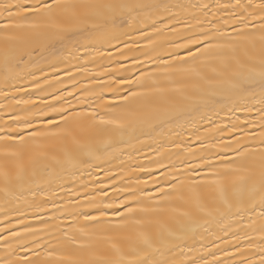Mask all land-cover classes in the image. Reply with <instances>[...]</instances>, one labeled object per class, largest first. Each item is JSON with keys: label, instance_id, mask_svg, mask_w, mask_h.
Wrapping results in <instances>:
<instances>
[{"label": "snow or ice", "instance_id": "1", "mask_svg": "<svg viewBox=\"0 0 264 264\" xmlns=\"http://www.w3.org/2000/svg\"><path fill=\"white\" fill-rule=\"evenodd\" d=\"M0 264H264V0H0Z\"/></svg>", "mask_w": 264, "mask_h": 264}]
</instances>
